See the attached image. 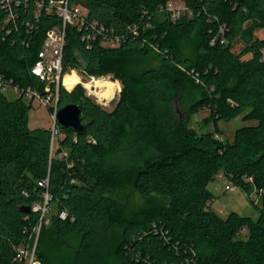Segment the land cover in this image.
Listing matches in <instances>:
<instances>
[{
	"label": "trees",
	"instance_id": "1",
	"mask_svg": "<svg viewBox=\"0 0 264 264\" xmlns=\"http://www.w3.org/2000/svg\"><path fill=\"white\" fill-rule=\"evenodd\" d=\"M38 1L14 0L17 28L8 34L2 25L8 10L0 0V72L24 85L40 83L31 68L47 31L60 24L55 14L37 11ZM68 1L125 37L115 47L99 39L88 46L82 32L68 27L64 70L79 65L73 58L78 49L87 75L112 74L122 89L109 110L81 83L72 90L61 86L59 108L79 104L84 124L82 132L62 126L64 137L57 142V153L68 150L71 168L65 159L50 157L49 127H30L34 105L0 93V264L11 260L37 224L40 213L22 212L19 205L43 201L39 181L48 175L57 211L40 233L43 264H50L49 244L74 231L80 241L72 263L88 264L103 224L123 227L111 264H264V0H188L195 15L176 21L159 11L168 0ZM217 22L228 26L226 44H210ZM134 23L138 35L128 31ZM196 35L193 59L186 47ZM154 47L158 67L146 64ZM248 52L252 56L243 60ZM232 72L236 81L228 85ZM202 109H208L216 130L220 120L243 112V120L255 124L239 127L232 141L215 131L198 133L190 117ZM219 174L243 189H263L257 219L236 211L224 218L210 209L208 186ZM123 182L146 199L163 196L170 203L124 218L123 207L109 194ZM64 208L74 220L59 217Z\"/></svg>",
	"mask_w": 264,
	"mask_h": 264
},
{
	"label": "built area",
	"instance_id": "2",
	"mask_svg": "<svg viewBox=\"0 0 264 264\" xmlns=\"http://www.w3.org/2000/svg\"><path fill=\"white\" fill-rule=\"evenodd\" d=\"M1 3L8 10L2 25L7 28V33L9 34L13 29L17 28L15 21L18 18V14L12 8L14 0H1ZM41 10L58 16L60 24L47 31L42 47L38 52V57L31 68V73L38 78L40 83L36 86L32 84L24 85L13 78L6 77L5 74L0 72V93L8 98L12 94V98L9 99L22 98L33 105L37 102L51 109V125L49 126L51 131L50 157L65 159L67 166L71 168L74 163L69 160L68 150L63 148L59 153L56 151L57 142L64 137L57 113L59 110L61 86L63 85L68 89L65 85V77L69 72L64 70V48L67 44V29L71 26L82 32V38L87 41L88 46L91 45L92 41L97 39L105 46L106 44H110L109 47L119 46L125 35H114L106 25L96 20H89L88 11L85 7L82 5H72L68 0H39L37 2V11ZM159 11L162 14H166L172 21L185 16L193 17L196 13L195 7L191 6L188 0H168ZM210 20L218 21L216 17H210ZM128 31L133 33V35H138V25L135 23L128 25ZM211 31L213 32V37L210 41L211 45L227 43L228 26L226 23H215ZM154 49L158 50V47H154ZM261 55L264 60V47L261 50ZM183 70L186 71V68L184 67ZM187 71L193 74L196 81H200V75L195 69ZM79 82L82 83V79ZM71 182L75 183L77 181L73 178ZM49 184V175L39 181V185L44 188L43 201H34L31 205L33 211L40 213L39 220L28 239L15 247L14 255L7 264H43L39 255L38 243L41 230L44 225L49 224L52 214L53 195L49 190ZM234 186V182L230 180L226 185V189L231 190ZM23 193L25 196H28L27 191H23ZM262 193L263 189L256 190L255 195L260 196ZM59 217L61 219L70 218L74 220V217L69 215L66 208L59 212ZM164 234L166 235L167 231Z\"/></svg>",
	"mask_w": 264,
	"mask_h": 264
},
{
	"label": "rangeland",
	"instance_id": "3",
	"mask_svg": "<svg viewBox=\"0 0 264 264\" xmlns=\"http://www.w3.org/2000/svg\"><path fill=\"white\" fill-rule=\"evenodd\" d=\"M163 16V14H162ZM198 44V36H194L189 45L186 47V54L192 57L193 59L196 57ZM106 46H110V44H106ZM152 53L147 57L146 64L149 66L158 67L161 65V61L158 58V50L152 49ZM252 56L250 52L245 53L242 56L243 60H247ZM73 58H76L79 62V65H72L66 71L69 74H72L74 71L80 76V78L84 82L93 83L96 85V81L100 79H109L112 81H117L112 74L97 76V78L89 77L84 71L85 62L82 59L80 52L78 49L74 50ZM185 67L181 65V69ZM73 71V72H72ZM67 74V75H69ZM236 76L232 72L229 74L227 79V84L232 85L235 83ZM80 83V82H79ZM77 85V84H76ZM75 85V86H76ZM85 87V90L88 95H90L93 99L98 101L101 105H103L107 109H112L116 104L119 93H117L112 99L110 97H106V99H111L108 101V104H104L107 102L105 99L103 103L101 102V98L99 92L100 89L97 86L93 90L87 88L85 84H81ZM74 86V87H75ZM117 88V87H116ZM69 90V89H68ZM72 90V89H71ZM119 90V88H118ZM115 92V91H114ZM9 98H12V94H10ZM181 112V110H180ZM245 112L239 114L231 121L220 120L218 122L219 130H216V126L214 122L209 117L208 109H202L200 112L196 114H192L190 117V125L198 132L203 133L206 131H215L217 136H220L221 139L225 140H234L235 131L247 124H255V121H244L243 116ZM51 110L47 107L39 103H35L33 108L29 113V125L32 128L36 127H49L51 125ZM230 179L224 174H219L215 180L209 183V189L213 193V200L210 202V209L214 211L221 217H227L232 211L239 212L242 215L250 216L253 219H257L260 215V211L258 206L261 203V196L255 195L256 188L251 187L249 189L242 188L240 185L234 182V188L229 190L226 189V185L229 183ZM245 181H252V177H246ZM109 194L115 198L118 205L123 207L122 217L124 218H136L142 216L146 211L151 210L158 204L169 205L170 200L163 196H154L153 198L146 199L139 195L136 191L130 188V185L126 183H122L119 187H115L112 189ZM57 211V206L55 203L52 204V213ZM123 227L121 225L108 226L103 224L100 226L98 235L101 241L99 245L95 246L94 250H92V257L88 264H111L116 261L113 250L116 245L119 243L122 236ZM247 235V231L243 230L240 233V237L245 238ZM80 241V235L76 231L67 235L64 240L57 243L49 244L47 249V253L49 256L50 264H73L71 258L74 256L75 248L78 246ZM92 260V261H91Z\"/></svg>",
	"mask_w": 264,
	"mask_h": 264
},
{
	"label": "water",
	"instance_id": "4",
	"mask_svg": "<svg viewBox=\"0 0 264 264\" xmlns=\"http://www.w3.org/2000/svg\"><path fill=\"white\" fill-rule=\"evenodd\" d=\"M57 118L63 127H72L77 132H82L84 130L82 109L77 103H69L60 107ZM19 209L26 213L31 211V207L28 204L19 205Z\"/></svg>",
	"mask_w": 264,
	"mask_h": 264
},
{
	"label": "bare ground",
	"instance_id": "5",
	"mask_svg": "<svg viewBox=\"0 0 264 264\" xmlns=\"http://www.w3.org/2000/svg\"><path fill=\"white\" fill-rule=\"evenodd\" d=\"M79 81H80V77L75 71L72 74L66 75L65 77V85L68 87V89H72ZM92 81H95V79ZM85 85L90 90H93L95 88L94 86L99 87L100 89L99 94L100 96H103V97H100L101 99H106L105 96L110 97L114 93L117 87V84L114 81L109 80V79L97 80L96 85H93L92 82L91 83L85 82Z\"/></svg>",
	"mask_w": 264,
	"mask_h": 264
},
{
	"label": "crops",
	"instance_id": "6",
	"mask_svg": "<svg viewBox=\"0 0 264 264\" xmlns=\"http://www.w3.org/2000/svg\"><path fill=\"white\" fill-rule=\"evenodd\" d=\"M80 77V76H79ZM89 77H93L94 79L95 78H97V76H89ZM82 78V77H81ZM80 78V79H81ZM83 81V80H82ZM81 83V82H80ZM83 84H85V82L83 81L82 82ZM81 83V84H82ZM115 83L117 84V88L115 89V92L111 95V99L117 94V93H119V95H120V92H121V89H122V84H121V82L119 81V80H117V81H115ZM118 88H119V90H118ZM111 99H106L107 100V102L106 103H104V104H108V101L109 100H111ZM105 99H101V102L103 103V101H104ZM98 102V101H97Z\"/></svg>",
	"mask_w": 264,
	"mask_h": 264
}]
</instances>
